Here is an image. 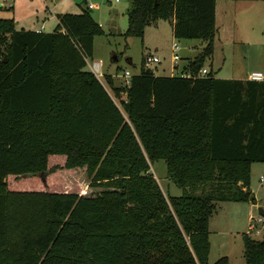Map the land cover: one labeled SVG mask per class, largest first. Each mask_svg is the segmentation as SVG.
<instances>
[{
    "label": "trees",
    "instance_id": "1",
    "mask_svg": "<svg viewBox=\"0 0 264 264\" xmlns=\"http://www.w3.org/2000/svg\"><path fill=\"white\" fill-rule=\"evenodd\" d=\"M127 1L122 35L163 19L173 38L204 43L176 71L188 77L155 76L141 59L123 88L96 78L85 58L102 30L84 9L56 14L46 33L0 18V264H206L216 203L252 196L264 80L195 76L212 52L216 0ZM157 159L180 195L149 172ZM78 170L104 190L60 192L58 172ZM242 242L244 264H264V228Z\"/></svg>",
    "mask_w": 264,
    "mask_h": 264
},
{
    "label": "rangeland",
    "instance_id": "2",
    "mask_svg": "<svg viewBox=\"0 0 264 264\" xmlns=\"http://www.w3.org/2000/svg\"><path fill=\"white\" fill-rule=\"evenodd\" d=\"M86 2L93 8L86 9ZM127 7V0L116 3L112 0H3L0 18H12L16 29H33L42 25L41 30L46 33L52 31L56 14L86 10L100 26L102 34L92 38L91 55L85 58V68L91 72L88 65L98 62L101 65L100 75L112 72L119 83L123 81L120 76L124 70L132 74L138 72L141 59L143 66L155 75H178L172 66L180 67L202 49L204 43L200 40L173 38L170 20L158 19L145 25L141 37L122 35L127 27ZM215 10L212 52L204 58L202 67L217 78H241L252 71L260 72L264 77V0H219ZM171 42L179 46V59L175 62L171 60ZM147 54L156 56L158 62L145 63ZM128 58L130 64L126 63ZM249 170L248 188L258 205H252L247 210V203H216L207 221L206 264H212L219 257H225L227 264H244L242 234H247L253 240L261 238L263 231H248V225L253 223L250 218L258 215L257 208L264 209V163H252ZM149 172L164 194L180 195V188L165 175L163 160L152 161ZM57 176L63 180L60 192L93 196L104 190L89 186L84 170L73 173L61 171ZM259 178L262 180L259 181ZM249 214L252 217L248 218Z\"/></svg>",
    "mask_w": 264,
    "mask_h": 264
},
{
    "label": "built area",
    "instance_id": "3",
    "mask_svg": "<svg viewBox=\"0 0 264 264\" xmlns=\"http://www.w3.org/2000/svg\"><path fill=\"white\" fill-rule=\"evenodd\" d=\"M3 0H0V4ZM113 2H117L118 0H112ZM93 5H91L89 2H86V9H92ZM38 31V30H36ZM179 49L178 44H176L175 42H171L170 44V52H171V60L173 62H175L176 60L179 59L178 55H177V51ZM145 63H157L158 62V58L154 55L151 54H147L145 55L144 58ZM89 69L91 70V72L93 73V75L96 78H99L98 76L100 75V64L98 62H93L92 65H88ZM208 71L201 67L200 69H198L197 73L195 76L197 77H202L204 76ZM179 76H185L188 77L189 74L188 73H184V72H179L178 73ZM123 76L125 78H129V72L128 71H124L123 72ZM247 78L249 80H253V81H261L264 79L263 75L260 72H251L248 74ZM262 180V178L259 179V181ZM251 221H253V223H250L248 225V231H252L254 233H259L260 231H263L264 228V215H257L255 217L250 218Z\"/></svg>",
    "mask_w": 264,
    "mask_h": 264
},
{
    "label": "crops",
    "instance_id": "4",
    "mask_svg": "<svg viewBox=\"0 0 264 264\" xmlns=\"http://www.w3.org/2000/svg\"><path fill=\"white\" fill-rule=\"evenodd\" d=\"M119 1V0H118ZM117 1V2H118ZM219 0H216L215 1V3H214V22H215V15H216V5H217V2H218ZM116 3V2H115ZM256 4H258V3H256ZM257 6V5H256ZM41 27H42V25H40L39 27H35V28H33V30H38V31H42L41 30ZM20 28H23V27H20ZM214 28H215V26H214ZM23 29H26V28H23ZM214 34H215V32H214ZM127 62V64H130V59L128 58L127 60H126ZM100 64V63H99ZM101 66V65H100ZM172 68L173 69H175L176 71H179V69H181L182 68V65L180 66V67H178V66H176V65H173L172 66ZM100 69V68H99ZM124 71H127V70H124ZM123 71V72H124ZM175 71V72H176ZM107 72V71H106ZM123 72H122V75L120 76L121 77V79L123 80V81H121V83H119V82H116L115 81V78H114V74L112 73V72H109V73H101V75H103V74H109L110 76H111V78H112V82H113V85L115 86V87H119V88H123V87H125L127 84H128V78H125L124 76H123ZM252 72H254V71H252ZM251 73V72H250ZM132 73H129V75H131ZM153 75H155L154 73H153ZM117 76V75H116ZM155 76H158V75H155ZM169 76H171V75H169ZM247 76L248 75H246V76H243V77H241V78H230V77H221L220 79H248L247 78ZM213 77H215L214 75H213ZM215 78H217V77H215ZM264 80V79H263ZM251 165H252V163L250 164V166H249V169H250V167H251ZM250 171V170H249ZM260 179V178H259ZM249 186V185H248ZM254 198V200L253 201H247V202H241V203H247L248 205H247V210H250V208L252 207V205H258V202H257V200H256V198L255 197H253ZM260 209H261V214L263 215L264 214V209L262 208V207H260ZM248 218H250V217H252V215H248L247 216ZM247 218V219H248Z\"/></svg>",
    "mask_w": 264,
    "mask_h": 264
},
{
    "label": "water",
    "instance_id": "5",
    "mask_svg": "<svg viewBox=\"0 0 264 264\" xmlns=\"http://www.w3.org/2000/svg\"><path fill=\"white\" fill-rule=\"evenodd\" d=\"M112 59L115 60V57L113 56ZM3 61H5V57L3 58ZM253 200H254V198H253V196H251L249 198V201H253ZM257 214L258 215H261V209H260V207L257 208Z\"/></svg>",
    "mask_w": 264,
    "mask_h": 264
}]
</instances>
